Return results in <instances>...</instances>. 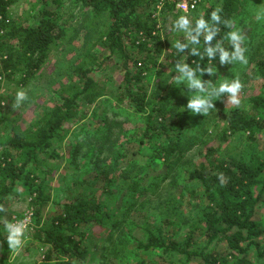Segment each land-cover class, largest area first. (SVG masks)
Here are the masks:
<instances>
[{
	"label": "rangeland",
	"instance_id": "374dc122",
	"mask_svg": "<svg viewBox=\"0 0 264 264\" xmlns=\"http://www.w3.org/2000/svg\"><path fill=\"white\" fill-rule=\"evenodd\" d=\"M181 1L154 0L138 7L136 14L152 27V35L159 38L158 45L143 30L135 29L131 38L125 37L131 71L135 70L134 60L144 55L137 51L136 42L148 44V54L157 60L156 67L148 65L146 80L142 81L148 101L145 114L136 113L124 97V71L119 54L111 53L102 44L111 24L106 14L95 16L78 0H14L9 5L7 26L1 29L0 36L11 26H37L43 9L53 15L62 34L50 47L35 77L26 82L22 81L21 72L2 70L4 58L0 54V104H3L0 105V159L5 149L3 144L15 132L31 128L44 112L60 103L61 86L77 81L74 75L77 66L90 69L89 76L103 92L92 105L81 106L77 116L63 124L64 138L54 142L51 149L56 158L45 160L43 172L36 174L40 179H35L33 187L20 188L5 201L6 211L0 220V264H68L66 258L43 243L45 232L68 234V225L58 227L55 220L66 214L67 204L85 197L88 202L99 203L110 217L103 223L92 219L77 225L79 234L75 238L86 254L83 262L78 259L74 264H202L194 257L187 259L179 254L167 256L159 251L136 249L134 240L146 238L144 229L153 231L160 227L183 250L220 251L228 257L224 242H208L202 223L197 221L201 220V210L208 204L209 194L190 183L187 172L212 167L219 159L247 162L256 155L264 161V112L252 102L255 97H264V79L257 73L258 63L264 61V21L255 19V10L264 6V0H234L237 5L230 20L234 28L247 36L248 63L221 65L217 53L208 62L216 74L207 75L205 81L218 85L223 78L238 75L244 84L241 105H226L227 97L222 96L214 101L216 110L207 116L193 114L186 108L192 93L175 79L176 62L185 60L191 65L195 57L188 49L178 52L172 48L176 40L187 42L185 33L173 28L174 21L181 16L176 8ZM222 5L223 0H198L188 17L194 25L200 16L205 19L210 10L221 9ZM230 30L227 28V32ZM200 46L195 45L199 51ZM223 47L231 50L226 36ZM21 89L29 99L13 109L15 94ZM164 96L169 101L163 106V116L156 119V110L162 107L158 105ZM146 114L153 124L150 133H146ZM250 120L262 125L261 129H244L242 123ZM168 125L173 128L162 130V126ZM166 137L169 142L165 141ZM163 145H172L169 157L165 156ZM40 182L47 201L37 220L36 185ZM253 219L259 231L255 241L263 247L264 205L257 209ZM17 221L26 225L24 244L11 251L5 239V225ZM41 229L42 241H39L36 232ZM247 251V264H264L263 259L257 258L254 246ZM50 252L49 262L45 257ZM228 259L231 264L233 259Z\"/></svg>",
	"mask_w": 264,
	"mask_h": 264
},
{
	"label": "trees",
	"instance_id": "16d2710c",
	"mask_svg": "<svg viewBox=\"0 0 264 264\" xmlns=\"http://www.w3.org/2000/svg\"><path fill=\"white\" fill-rule=\"evenodd\" d=\"M85 7L91 9L95 16L107 15L111 21L109 30L105 35L106 41L102 44L107 45L111 53H118L122 62L123 74V93L124 97L130 102L132 109L139 114H145L147 93L142 81L146 80V71L156 67L157 60L148 54V44L141 42H132L137 51L144 54L142 58L134 60L135 70L129 68L131 58L127 52L125 37L131 38L132 32L136 29L138 32L143 30L148 32V37L154 45L159 44V38L152 35L147 23L143 22L136 14L138 7H142L154 0H78ZM14 0H0V29L7 26L6 10ZM237 3L234 0H223L220 12L222 20H230L235 12ZM188 16V15H187ZM211 10L208 12L205 20H210ZM220 32L213 40V45L217 41H223L227 27L223 23L219 25ZM56 23L53 15L48 10L41 11V22L35 27H13L0 36V54L2 55V70L13 73L19 71L23 74V82L34 78L41 65L48 56L50 47L62 34V30L57 33ZM17 42L15 46H11ZM136 42V44H135ZM200 52L203 54L204 41L200 40ZM146 53V54H145ZM209 60L195 56L193 64L195 68L200 65L202 68L209 67ZM90 69L83 66H77L74 75L77 79L75 83L68 86H61L60 103L44 112L42 117L24 131L15 132L8 141L3 144L5 147L0 159V205H5L9 196H14L20 188L31 189L34 185L37 173L43 172L46 165L45 160L56 158L52 154V145L54 142L63 140L62 126L65 122L74 119L80 112L83 105H92L102 96L103 89L89 75ZM258 75L264 79V61L257 65ZM207 73L201 78L207 79ZM119 96L118 98H121ZM119 99V101H121ZM169 98L164 96L163 101L158 105L162 106L156 110L157 117L163 116L166 102ZM254 106L264 112V97H255L252 99ZM82 116V114H81ZM147 126L146 133L152 131V123L149 115L146 114ZM157 122V121H156ZM244 129L259 130V125L254 120L244 121ZM168 125L162 126V130L167 132ZM243 128V127H242ZM166 142L169 138L166 137ZM165 156L169 157L172 152V145L162 146ZM217 164L212 167H201L199 170L187 172V179L196 187L209 194V202L202 208L201 222L205 237L208 242H224L227 254L233 259L231 264H247V250L254 246L258 259L264 260V246L261 247L255 240L259 237L258 224L253 219L257 209L264 205V161L256 155L250 157L247 162H239L230 158L229 160H217ZM223 173L225 183L221 186L218 174ZM43 181V180H42ZM36 185L37 196L35 204L37 211L35 219H39L41 207L46 203L47 198L40 186ZM137 186V184H136ZM74 201L66 205V214L56 218L57 226L68 225L69 232L66 235L53 234L50 231L45 232L43 243L49 244L53 251L60 253L66 258L68 264H74L80 259L84 261L86 250H81L77 240V225L81 222L98 219L99 223L107 221L110 217L99 203L95 200ZM4 212H0V220ZM1 222V221H0ZM146 238L144 240H134L137 250L159 251L162 255L179 254L187 259L196 258L202 264H230L228 257L220 251L211 253L201 251H186L172 240L163 227L156 228L153 231L144 229ZM193 232V231H191ZM41 233L43 230H37L36 236L42 241ZM58 235V236H57ZM189 235V239L192 237ZM46 261H51V252L45 257Z\"/></svg>",
	"mask_w": 264,
	"mask_h": 264
},
{
	"label": "clouds",
	"instance_id": "9594fccd",
	"mask_svg": "<svg viewBox=\"0 0 264 264\" xmlns=\"http://www.w3.org/2000/svg\"><path fill=\"white\" fill-rule=\"evenodd\" d=\"M221 11L222 9L217 8L211 12V22L205 20L203 16H200L195 20L194 25L187 15L179 16L174 21L173 28L176 31L185 33L187 42L181 43L180 40H176L175 43L172 44V48L176 49L178 52H183L185 49H188L190 55L201 56L202 59L206 57L210 62L218 53L219 63L221 65H232L236 63L247 65V36L241 29L234 28L233 21L222 20L220 15ZM255 19L258 22L264 21V6L256 8ZM221 23H223L225 27L232 29L226 34V39L231 45V50L223 47V41H217L214 45L212 43L220 32L219 25ZM201 37H203L205 45L203 54H201L198 47H195V45L200 44ZM175 72L178 74L175 76L176 82L185 85L189 92L192 93L186 105V108L190 110L191 113L203 116L209 115L212 110H216L214 101L219 100L222 96L227 97L226 105L240 107V96L244 84L238 75L234 76L232 79L223 78L217 85L211 80L205 81L201 78L204 73H207L209 76L215 75L216 70H213V66H209L205 69L197 65L193 68L186 63L185 60L183 62H176ZM28 99L29 97L25 90H18L15 94V102L12 105L13 109L19 108ZM218 179L221 182V186H223L225 183L223 173L218 174ZM5 211V207L0 205V212ZM5 229V239L8 249L11 251L20 249L24 244L26 233V225L24 222L17 221L15 223H6Z\"/></svg>",
	"mask_w": 264,
	"mask_h": 264
},
{
	"label": "built area",
	"instance_id": "2783aa9c",
	"mask_svg": "<svg viewBox=\"0 0 264 264\" xmlns=\"http://www.w3.org/2000/svg\"><path fill=\"white\" fill-rule=\"evenodd\" d=\"M197 1L198 0H182L181 2H177L176 8L181 12V15H188L189 12L195 9ZM0 105L3 104L1 103Z\"/></svg>",
	"mask_w": 264,
	"mask_h": 264
}]
</instances>
